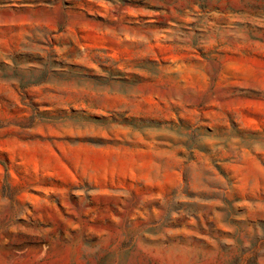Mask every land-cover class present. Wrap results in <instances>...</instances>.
<instances>
[{"label": "rangeland", "instance_id": "rangeland-1", "mask_svg": "<svg viewBox=\"0 0 264 264\" xmlns=\"http://www.w3.org/2000/svg\"><path fill=\"white\" fill-rule=\"evenodd\" d=\"M0 264H264V0H0Z\"/></svg>", "mask_w": 264, "mask_h": 264}]
</instances>
